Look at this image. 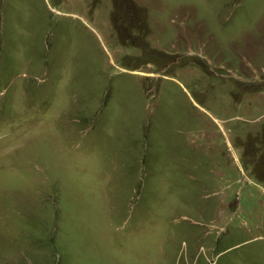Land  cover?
Returning <instances> with one entry per match:
<instances>
[{"label":"rangeland","instance_id":"374dc122","mask_svg":"<svg viewBox=\"0 0 264 264\" xmlns=\"http://www.w3.org/2000/svg\"><path fill=\"white\" fill-rule=\"evenodd\" d=\"M0 264H264V0H0Z\"/></svg>","mask_w":264,"mask_h":264}]
</instances>
